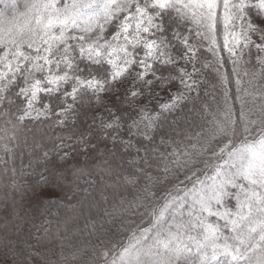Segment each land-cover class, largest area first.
<instances>
[{"label":"snow or ice","instance_id":"6c2138e0","mask_svg":"<svg viewBox=\"0 0 264 264\" xmlns=\"http://www.w3.org/2000/svg\"><path fill=\"white\" fill-rule=\"evenodd\" d=\"M0 264H264V0H0Z\"/></svg>","mask_w":264,"mask_h":264},{"label":"trees","instance_id":"16d2710c","mask_svg":"<svg viewBox=\"0 0 264 264\" xmlns=\"http://www.w3.org/2000/svg\"><path fill=\"white\" fill-rule=\"evenodd\" d=\"M37 223H39V220L37 221Z\"/></svg>","mask_w":264,"mask_h":264}]
</instances>
